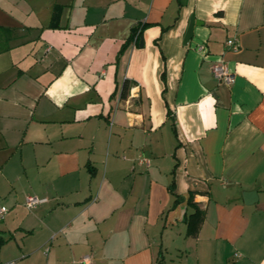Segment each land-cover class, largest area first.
<instances>
[{
	"label": "crops",
	"instance_id": "crops-1",
	"mask_svg": "<svg viewBox=\"0 0 264 264\" xmlns=\"http://www.w3.org/2000/svg\"><path fill=\"white\" fill-rule=\"evenodd\" d=\"M2 206L0 264H264V0H0Z\"/></svg>",
	"mask_w": 264,
	"mask_h": 264
},
{
	"label": "built area",
	"instance_id": "built-area-1",
	"mask_svg": "<svg viewBox=\"0 0 264 264\" xmlns=\"http://www.w3.org/2000/svg\"><path fill=\"white\" fill-rule=\"evenodd\" d=\"M228 45L234 49L237 48V44L235 40L228 41ZM199 50L201 51L204 50V47L203 46L199 47ZM213 75L215 79H217L220 82H225L227 85H231L234 82V76L224 61H219L217 62V64L213 66ZM139 163L145 164L147 166L150 164L149 161L144 158H141L139 160ZM46 201H47L46 199H39L37 197H28L26 200V207L28 209H34L39 204H42ZM8 212L9 209L7 207L4 206L0 207V221H3L5 219ZM83 264H88V259H85L83 261Z\"/></svg>",
	"mask_w": 264,
	"mask_h": 264
},
{
	"label": "trees",
	"instance_id": "trees-1",
	"mask_svg": "<svg viewBox=\"0 0 264 264\" xmlns=\"http://www.w3.org/2000/svg\"><path fill=\"white\" fill-rule=\"evenodd\" d=\"M59 26V11L58 9L55 11L53 18H52V22H51V27L52 28H57ZM145 28L142 27L134 29L130 39L126 42V44L122 47L121 52L119 55L123 54L125 52V50L128 48L130 42L137 36L141 35V32L143 31V29ZM126 89H127V85H125L124 88V93H126ZM177 202H179V200H177ZM189 206L190 208L193 210V212L189 215L186 216L185 218V222L187 224V234L191 235V236H195L199 229L201 224L204 221V217H205V212L203 210H201L194 202L192 197L189 200ZM5 241L3 238L0 237V250L1 247L4 245Z\"/></svg>",
	"mask_w": 264,
	"mask_h": 264
},
{
	"label": "water",
	"instance_id": "water-1",
	"mask_svg": "<svg viewBox=\"0 0 264 264\" xmlns=\"http://www.w3.org/2000/svg\"><path fill=\"white\" fill-rule=\"evenodd\" d=\"M194 25H195V22L192 19L191 24H190V27H189V30H188L187 35H186V43L191 39V37L193 35ZM245 196L246 197L247 196H250V197L256 196L257 197V194L256 193H247Z\"/></svg>",
	"mask_w": 264,
	"mask_h": 264
}]
</instances>
